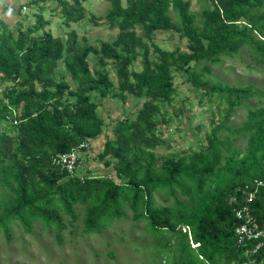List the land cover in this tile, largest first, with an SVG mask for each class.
<instances>
[{"label":"trees","instance_id":"1","mask_svg":"<svg viewBox=\"0 0 264 264\" xmlns=\"http://www.w3.org/2000/svg\"><path fill=\"white\" fill-rule=\"evenodd\" d=\"M47 1L20 5L21 12L39 6L34 24L19 20L14 29L0 17V76L11 83L0 98V232L11 241L14 224L32 234L39 222L63 243V231L80 218L79 205L90 236L131 210L135 221H147L167 264H264V245L254 252L258 241L239 243L235 233L236 210L244 205L264 224V91L205 76L224 55L244 49L264 65V0H206L200 19L190 0H111L107 19L119 31L100 47L80 40L74 29L53 35L43 15ZM52 1L66 26L86 18L89 0ZM139 26L150 40L157 31L177 32L188 50L155 46L159 58L152 60ZM90 56L98 61L92 64ZM140 56L143 69L137 71L131 67ZM175 72L187 73L203 100L215 102L212 128L198 149L157 155L167 142L164 126L186 114L185 105L170 117L165 111L177 94ZM97 96L142 104L134 116L117 120L100 154L115 175H72L56 157L82 144L86 151L104 134ZM256 97L260 105L248 109L243 124L229 125L233 112ZM222 131L228 132L224 138ZM239 137L244 145L236 144Z\"/></svg>","mask_w":264,"mask_h":264},{"label":"rangeland","instance_id":"2","mask_svg":"<svg viewBox=\"0 0 264 264\" xmlns=\"http://www.w3.org/2000/svg\"><path fill=\"white\" fill-rule=\"evenodd\" d=\"M190 1L191 11L197 13L200 19V14L207 1ZM22 3H26V0H0V17L5 18L14 29L19 20H22L25 25L37 22L36 14L39 13V6H28L21 12L19 8ZM111 4V0L85 2L86 18L78 23H71L69 26L64 23L60 12L53 11L57 3L52 0L47 1L43 15L50 20L51 23L47 29L53 35L67 36V32L74 29L80 40L85 37L91 44L100 47L102 41L113 42L119 31V27L112 26L107 19ZM171 15L174 21L179 20L174 10H171ZM137 32L144 37L140 26ZM144 40L150 45L152 60L159 58L155 46L166 50H175L178 47L188 50L187 39L172 30L157 31L153 39L144 37ZM90 59L94 64L98 61V56H90ZM113 62L109 61L107 69L117 86L118 77ZM193 66L198 70L202 68V64L194 63ZM131 68L137 71L143 69L142 56L134 62ZM210 68L211 72L205 73V76L212 82L223 81L232 86L255 84L264 91V65L256 64V60L247 49L239 54L224 55L221 63L212 64ZM10 84L5 83L0 76V98H3L4 90ZM175 86L177 94L172 104H167L165 111L170 117L175 108L185 105L186 114L173 118L167 126H164L163 136L167 138V142L156 148L157 155L167 156L173 152L198 149L202 145L201 139L212 128L211 118L215 102L209 101L208 97L203 100L200 88L188 81L185 72H175ZM96 100L99 102V111L106 120L107 126L104 134L91 142L88 150L81 151L78 170L80 176L85 174L115 175L113 164L107 165L100 158V154L104 151L107 136L112 134L113 125L117 120L134 116L142 104V101L133 97H129L128 101H123L112 96L108 98L97 96ZM260 100L261 98L258 97L246 100L243 106L233 112L228 124L242 125L246 120L248 109L259 106ZM223 106L226 107V104ZM200 125L201 130H198ZM227 133V131H222L220 135L224 138ZM232 141H234L233 138ZM236 144L244 145V138L239 137ZM155 200L157 204H161V195L157 194ZM76 208L80 213V218L76 225H71L69 229L63 231V243L57 241L54 231L43 228L39 222L36 223L32 234L27 233L19 224H14V235L11 241H8L6 235L0 232V264H167L164 256L166 254H162L161 251L157 253V244L153 240L147 221H135L133 211L128 210L125 217L116 219L103 233L90 236L83 232L84 208L81 205Z\"/></svg>","mask_w":264,"mask_h":264},{"label":"built area","instance_id":"3","mask_svg":"<svg viewBox=\"0 0 264 264\" xmlns=\"http://www.w3.org/2000/svg\"><path fill=\"white\" fill-rule=\"evenodd\" d=\"M26 9V7H24ZM85 148L82 144L79 147L72 149L70 152L58 154L56 157V162L67 169L72 175L78 173L79 170V160L80 153ZM263 182H260L262 184ZM254 198V193L250 192L248 201ZM236 216L240 223L237 225L235 233L238 238L239 243H245L251 240H257V246L254 252H257L259 248L264 245V224H261L252 214L249 205H244L236 210ZM186 230V228H184Z\"/></svg>","mask_w":264,"mask_h":264},{"label":"clouds","instance_id":"4","mask_svg":"<svg viewBox=\"0 0 264 264\" xmlns=\"http://www.w3.org/2000/svg\"><path fill=\"white\" fill-rule=\"evenodd\" d=\"M87 146V144H85V147ZM83 151V150H82Z\"/></svg>","mask_w":264,"mask_h":264}]
</instances>
